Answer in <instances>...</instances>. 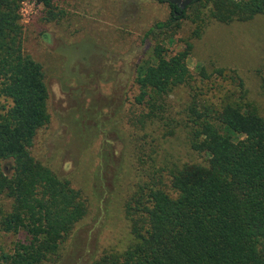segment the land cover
<instances>
[{"label":"trees","instance_id":"1","mask_svg":"<svg viewBox=\"0 0 264 264\" xmlns=\"http://www.w3.org/2000/svg\"><path fill=\"white\" fill-rule=\"evenodd\" d=\"M36 1L47 20L60 16L55 0ZM23 2L0 0V229L23 236L10 250L0 249V264H47L60 260L88 201L31 152L50 122L49 90L43 65L24 51ZM170 7L171 18L156 23L148 36L175 31L192 8L195 38L210 21L229 25L264 16V0H194L184 11ZM192 48L187 42L170 54L157 42L151 61L139 66L135 104L142 112L131 124L145 137L151 129L166 139L181 126L169 99L193 78ZM230 78L244 88L237 74ZM186 113L190 148L203 162L147 172L125 204L133 243L90 264H264V116L249 101L216 107L193 101Z\"/></svg>","mask_w":264,"mask_h":264},{"label":"rangeland","instance_id":"2","mask_svg":"<svg viewBox=\"0 0 264 264\" xmlns=\"http://www.w3.org/2000/svg\"><path fill=\"white\" fill-rule=\"evenodd\" d=\"M55 5L61 13L54 21L46 19L36 0H24L21 9L24 51L43 65L49 90L50 122L38 132L31 152L88 201L87 215L63 244L60 260L47 264H90L133 243L125 204L147 172L203 162L190 148L185 126L193 101L200 107L249 101L264 116V16L229 25L210 21L195 38L192 8L178 29L156 37L147 34L171 18L167 2L55 0ZM161 41L170 54L193 44L188 59L193 78L169 99L182 124L166 139L151 129L147 138L131 124L142 112L135 104L137 70L151 61ZM216 69H224V75ZM235 74L244 88L230 78ZM152 150L155 167L148 157ZM22 237L0 229V249L10 250Z\"/></svg>","mask_w":264,"mask_h":264},{"label":"water","instance_id":"3","mask_svg":"<svg viewBox=\"0 0 264 264\" xmlns=\"http://www.w3.org/2000/svg\"><path fill=\"white\" fill-rule=\"evenodd\" d=\"M158 1L167 2L170 5L178 7L181 11L186 10L194 2V0H158Z\"/></svg>","mask_w":264,"mask_h":264}]
</instances>
